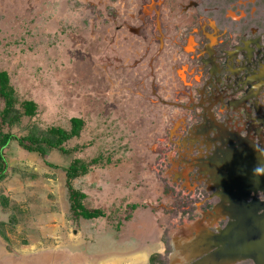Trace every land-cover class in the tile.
<instances>
[{"label": "rangeland", "instance_id": "obj_1", "mask_svg": "<svg viewBox=\"0 0 264 264\" xmlns=\"http://www.w3.org/2000/svg\"><path fill=\"white\" fill-rule=\"evenodd\" d=\"M146 3L0 0V72L18 108L30 101L37 107L35 117L1 131L44 136L50 128L68 131L71 119L83 121L79 136L64 144L66 154L42 158L15 141L4 149L0 264H169V234L202 209L196 192H183L166 173L170 146L163 145L176 111L156 97L175 91L156 86L153 95L152 74L164 79L166 59L151 72L149 29L156 22L161 35L166 23L149 15ZM177 11L159 14L171 22ZM183 17L170 32L178 33ZM75 160L89 169L72 185L85 195L83 207L102 210L104 218L71 214L64 169Z\"/></svg>", "mask_w": 264, "mask_h": 264}, {"label": "flooded vegetation", "instance_id": "obj_2", "mask_svg": "<svg viewBox=\"0 0 264 264\" xmlns=\"http://www.w3.org/2000/svg\"><path fill=\"white\" fill-rule=\"evenodd\" d=\"M146 4L149 15H158L166 23L161 35H157L158 23L153 22L149 29L151 72L166 59L164 79L152 74L153 95L158 86L175 91V98L171 92L165 99L156 97L176 111L168 116L171 126L163 145L170 146L166 173L183 192H196L203 204L198 216L186 224L183 220L180 227L168 232L169 259L174 244L185 245L187 230L201 232L206 227L207 232L216 234V228L223 230L232 222L224 209L230 206L221 205L218 174L237 162V152L257 157L256 152L264 153V0H199L194 4L147 0ZM190 5L194 9H189ZM164 7L178 9L173 21L166 22L167 16L159 14ZM184 15L178 33L170 32L168 25L178 23L176 18ZM137 33L142 40V32ZM148 51L145 48L144 54ZM139 58L144 61V55ZM257 199L264 201L262 195Z\"/></svg>", "mask_w": 264, "mask_h": 264}, {"label": "water", "instance_id": "obj_3", "mask_svg": "<svg viewBox=\"0 0 264 264\" xmlns=\"http://www.w3.org/2000/svg\"><path fill=\"white\" fill-rule=\"evenodd\" d=\"M256 153L260 157L237 152V162L218 174L221 205L230 206L224 209L232 222L223 230L216 228V234L206 227L201 232L187 230L185 245H173L169 264H264V201L257 199L258 195L264 197V153ZM248 164L252 166L247 168ZM224 172L226 176L220 175Z\"/></svg>", "mask_w": 264, "mask_h": 264}, {"label": "trees", "instance_id": "obj_4", "mask_svg": "<svg viewBox=\"0 0 264 264\" xmlns=\"http://www.w3.org/2000/svg\"><path fill=\"white\" fill-rule=\"evenodd\" d=\"M0 102L3 108L0 111V179L5 178L7 172L6 160L4 157V149L11 143L17 142L19 147L30 153H36L42 158H46L48 152L58 151L67 153L64 144L71 139L76 138L80 134L83 121L80 119H71V128L67 131L61 128H50L46 131V135L38 136L31 133L27 136L17 137L11 133H3L1 128L13 126L23 117H35L37 107L33 102H23L17 107L16 98L13 89L9 84L8 75L0 72ZM88 166L79 161H72L66 167L65 187L68 193L69 210L75 218L84 221H92L105 217V213L100 209H86L82 205L85 195L74 189L73 182L83 177L88 172Z\"/></svg>", "mask_w": 264, "mask_h": 264}, {"label": "bare ground", "instance_id": "obj_5", "mask_svg": "<svg viewBox=\"0 0 264 264\" xmlns=\"http://www.w3.org/2000/svg\"><path fill=\"white\" fill-rule=\"evenodd\" d=\"M134 264H137V262H136V263H134Z\"/></svg>", "mask_w": 264, "mask_h": 264}]
</instances>
